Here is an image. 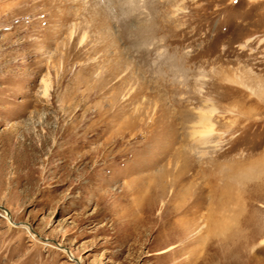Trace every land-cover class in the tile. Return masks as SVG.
<instances>
[{"label":"rangeland","instance_id":"rangeland-1","mask_svg":"<svg viewBox=\"0 0 264 264\" xmlns=\"http://www.w3.org/2000/svg\"><path fill=\"white\" fill-rule=\"evenodd\" d=\"M0 264H264V0H0Z\"/></svg>","mask_w":264,"mask_h":264},{"label":"bare ground","instance_id":"bare-ground-1","mask_svg":"<svg viewBox=\"0 0 264 264\" xmlns=\"http://www.w3.org/2000/svg\"><path fill=\"white\" fill-rule=\"evenodd\" d=\"M43 84H44V89L47 91V89H48V83H47V81H43ZM47 93H45V95H46ZM204 117H205V115H204ZM173 168V167H172ZM171 168V169H172ZM173 181V180H172ZM176 181V180H175ZM124 191V190H123ZM161 201V200H160ZM173 206L175 205V200L173 199L171 202H170ZM168 205V204H167ZM168 207H170V205H168ZM171 208H173V207H171ZM175 208V207H174ZM175 209H177V208H175ZM181 209H183V208H181ZM181 209H179V210H181ZM182 211H184V212H187V209L186 208H184ZM9 217V216H8ZM11 222V221H10ZM171 249H174V247H171V248H169V249H167V250H165V251H163L164 253L165 252H168L169 250H171Z\"/></svg>","mask_w":264,"mask_h":264},{"label":"water","instance_id":"water-1","mask_svg":"<svg viewBox=\"0 0 264 264\" xmlns=\"http://www.w3.org/2000/svg\"><path fill=\"white\" fill-rule=\"evenodd\" d=\"M8 213V212H7Z\"/></svg>","mask_w":264,"mask_h":264}]
</instances>
